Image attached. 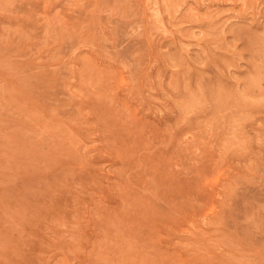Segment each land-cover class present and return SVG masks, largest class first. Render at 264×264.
<instances>
[{"label": "rangeland", "instance_id": "374dc122", "mask_svg": "<svg viewBox=\"0 0 264 264\" xmlns=\"http://www.w3.org/2000/svg\"><path fill=\"white\" fill-rule=\"evenodd\" d=\"M171 1L0 0V264H264V0Z\"/></svg>", "mask_w": 264, "mask_h": 264}, {"label": "bare ground", "instance_id": "6f19581e", "mask_svg": "<svg viewBox=\"0 0 264 264\" xmlns=\"http://www.w3.org/2000/svg\"><path fill=\"white\" fill-rule=\"evenodd\" d=\"M172 1H173V0H172ZM172 1H171V2H172ZM197 1H198V0H197ZM197 1H196V2H197ZM211 1H213V0H211ZM237 1H238V0H237ZM145 2H146V1H145ZM166 2H167V1H166ZM168 2H169V1H168ZM176 2H177V1H176ZM179 2H180V1H179ZM179 2H178V3H179ZM183 2H185V0H184ZM174 3H175V2H174ZM186 3H187V2H186ZM186 3H185V5H186ZM248 3H249V2H248ZM181 4H182V3H181ZM168 5H169V4H168ZM175 5H177V4L175 3ZM183 5H184V4H183ZM187 5H188V4H187ZM171 6H172V5H171ZM179 6H180V5H179ZM189 6H190V5H189ZM189 6H188V8H189ZM191 6H192V5H191ZM167 7H168V6H167ZM194 7H195V6H194ZM186 8H187V6H186ZM196 8H197V7H196ZM180 9H181V8H180ZM189 9H190V8H189ZM191 9H192V8H191ZM197 9H198V8H197ZM147 10H148V9H147ZM170 10H171V9H170ZM192 10H193V9H192ZM185 11H186V10H185ZM188 11H189V10L187 9V12H188ZM194 11H195V10H194ZM197 11H198V10H197ZM176 12H177V11H176ZM188 13H189V12H188ZM190 15H191V14H190ZM193 16H194V14H193ZM196 16H197V15H196ZM153 30H154V29H153ZM149 32H150V31H149ZM155 32H156V31H155ZM152 34H153V33H152ZM157 34H158V33H157ZM160 34H161V33H160ZM152 36H153V35H152ZM151 38H152V37H151ZM154 43H155V41L153 42V45H155ZM156 45H157V42H156ZM156 51H157V50H156ZM155 67H156V66H155ZM157 68H158V67H157ZM157 68H156V69H157ZM149 70H150V69H149ZM90 71H91V70H90ZM92 71H93V70H92ZM152 71H153V70H152ZM152 74H153V73H152ZM84 75H86V74H84ZM90 75H92V73H91ZM144 75H145V74H144ZM154 75H155V74H154ZM87 76H88V75H87ZM172 76H173V75H172ZM143 77H144V76H143ZM86 78H87V77H86ZM147 78H148V77H147ZM170 78H171V77H170ZM154 79H155V78H154ZM164 79H165V78H164ZM176 79H177V78H176ZM80 80H81V79H80ZM169 80H170V79H169ZM176 81H177V80H176ZM78 82H79V80H78ZM174 82H175V80H174ZM159 83H160V82H159ZM155 84H156V83H155ZM174 84H175V83H174ZM174 84H171V86H172V85L174 86ZM83 85H84V83H83ZM153 85H154V84H153ZM156 85H158V84H156ZM85 86H86V85H85ZM145 86H146V85H145ZM148 86H149V85H148ZM171 86H170V88H171ZM176 86H177V85H176ZM146 87H147V86H146ZM146 87H145V88H146ZM158 87H160V85H159ZM161 87H163V86H161ZM174 87H175V86H174ZM145 88H144V89H145ZM152 88H153V87H152ZM152 88H151V89H152ZM168 88H169V87H168ZM187 88H188V87H187ZM155 89H156V88H155ZM188 89H189V88H188ZM84 90H85V89H84ZM147 90H148V89H147ZM152 90H153V89H152ZM163 90H164V89H163ZM173 90H174V89H173ZM188 92H189V90H188ZM163 93H165V92H163ZM167 93H168V92H167ZM189 93H190V92H189ZM168 94H169V93H168ZM196 94H197V93H196ZM83 95H85V94H83ZM188 95H189V94H188ZM193 95H194V94H193ZM78 96H79V95H78ZM85 97H86V96H85ZM199 97H200V96H199ZM135 99H136V97H135ZM136 102H138V100H137ZM136 104H137V103H136ZM150 104H151V103H150ZM146 105H147V104H146ZM146 105H144V106H146ZM179 105H180V104H179ZM154 108H155V107H154ZM141 110H142V109L140 108V111H141ZM143 110H144V109H143ZM143 110H142V111H143ZM145 110H146V108H145ZM153 110H154V109H153ZM146 111H148V110H146ZM151 111H152V110H151ZM152 113H153V112H152ZM82 115H83V114H82ZM145 115H146V114H145ZM159 118H160V117H159ZM103 120H105V119H103ZM159 120H161V119H159ZM156 121H157V119H156ZM177 121H178V120H177ZM161 123H162V122H161ZM165 124H166V123H165ZM188 124H190V123H188ZM168 125H169V124H168ZM185 125H186V124H185ZM164 126H165V125H164ZM173 126H174V125H173ZM174 128H175V127H174ZM150 129H151V128H150ZM171 129H172V128H171ZM184 129H185V128H184ZM186 129H187V128H186ZM189 129H190V128H189ZM84 131H85V130H84ZM182 131H183V130H182ZM99 132H100V131H99ZM83 133H84V132H83ZM100 134H101V133H100ZM177 135H178V134H177ZM175 136H176V135H175ZM161 138H162V137H161ZM150 139H151V138H150ZM132 141H133V140H132ZM164 148H165V147H164ZM165 149H166V148H165ZM174 150H175V149H174ZM166 152H167V150H166ZM169 152H170V151H169ZM167 153H168V152H167ZM178 153H179V152H178ZM174 154H175V153H174ZM174 154H173V155H174ZM182 157H183V156L180 155V158H181V159H182ZM183 158H185V157H183ZM187 161H188V160H187ZM187 164H188V163H187ZM187 164H186V165H187ZM181 165H183V167H185V166H184V165H185L184 163H181ZM175 168H176V167H175ZM107 169H108V168H107ZM130 170H131V169H130ZM110 171H111V170H110ZM114 171H115V170H114ZM117 172H118V170H117ZM107 173H108V172H107ZM109 174H110V173H109ZM126 174H127V173H126ZM188 175H191V174L188 173ZM192 175H193V174H192ZM127 177H128V176H127ZM124 178H125V177H124ZM124 178H123V179L121 178V179L124 180ZM128 179H129V177H128ZM131 179H132V178H131ZM122 180H120V181H122ZM111 182H112V181H111ZM135 186H136V185H135ZM141 186H142V185H141ZM139 188H140V187H139ZM142 191H143V190H142ZM184 191H185V190H184ZM194 192H195V191H194ZM140 193H141V192H140ZM190 193H191V191H190ZM195 193H196V192H195ZM172 194H173V193H172ZM186 194H187V192H186ZM189 195H190V194H189ZM193 195H195V194H193ZM193 195H191V196H193ZM162 197H163V196H162ZM162 197H161V199H162ZM178 197H179V196H178ZM180 197H181V196H180ZM187 197H188V195H187ZM173 198H174V197H173ZM184 198H185V197H184ZM176 199H177V198H176ZM176 199H175V200H176ZM181 199H183V198H181ZM177 200H178V199H177ZM193 200H194V199H193ZM162 201H163V199H162ZM165 204H166V201H165ZM164 207H165V206H164ZM188 207H189V206H188ZM174 228H175V227H174ZM102 229H103V228H102ZM29 243H30V242H29ZM25 251H26V250H25Z\"/></svg>", "mask_w": 264, "mask_h": 264}]
</instances>
